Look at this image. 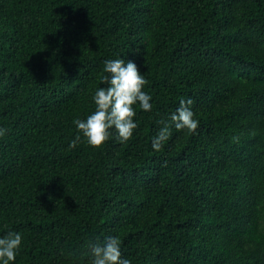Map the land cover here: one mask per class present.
Returning a JSON list of instances; mask_svg holds the SVG:
<instances>
[{
    "label": "trees",
    "instance_id": "obj_1",
    "mask_svg": "<svg viewBox=\"0 0 264 264\" xmlns=\"http://www.w3.org/2000/svg\"><path fill=\"white\" fill-rule=\"evenodd\" d=\"M0 264H264V0H0Z\"/></svg>",
    "mask_w": 264,
    "mask_h": 264
}]
</instances>
